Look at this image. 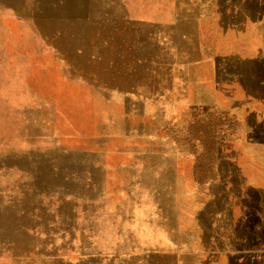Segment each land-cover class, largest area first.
<instances>
[{
	"label": "rangeland",
	"instance_id": "374dc122",
	"mask_svg": "<svg viewBox=\"0 0 264 264\" xmlns=\"http://www.w3.org/2000/svg\"><path fill=\"white\" fill-rule=\"evenodd\" d=\"M238 1L182 0L184 25L189 20L194 26L188 48L177 50L183 66L135 74L144 91L133 90L132 104L127 105L131 92L96 89L97 75H86L93 84L87 110L99 101L92 93L105 92L118 104L119 128L127 122L145 136L119 145L100 131L96 117L82 109L65 111L44 88L51 70L45 58L34 57L32 47L42 42L26 25L32 20L30 0L18 5L0 0V87L9 83L19 99L14 103L0 93V264H264L260 218L245 203L249 190L264 193V174L257 171L264 169V97L249 93L231 73L203 78L201 101L191 88L196 63L211 62L217 70L224 68L223 60L264 62V0H245L255 4V18ZM51 60L62 65L57 57ZM154 65L160 69L158 61ZM79 77L70 74L71 82ZM168 98L174 102L164 106ZM62 124L69 126V136L60 130ZM78 136L88 139L77 142ZM106 142L131 152L107 157L102 153ZM148 143L161 145L176 159V173L187 177L183 186L177 177L172 181L166 200L148 196L142 170L118 175L114 169L107 175L93 167L107 161L147 162L139 154ZM61 147L62 159L55 154ZM222 158L229 163L225 203L211 215L214 232L205 235L199 214L212 199ZM246 222L254 224L246 233L231 231Z\"/></svg>",
	"mask_w": 264,
	"mask_h": 264
},
{
	"label": "bare ground",
	"instance_id": "6f19581e",
	"mask_svg": "<svg viewBox=\"0 0 264 264\" xmlns=\"http://www.w3.org/2000/svg\"><path fill=\"white\" fill-rule=\"evenodd\" d=\"M18 3L20 0H15ZM129 1V0H126ZM144 2L151 3L154 5L153 7H156V9L152 10V19L159 22L160 26L158 25L157 30L161 34L162 37L167 38V41L165 40L163 44L166 48L172 51H177L180 48L186 47L188 48L189 44L186 42V38H191L194 36V26L193 23L188 20L186 25L181 24L180 26H174L171 24V21H173V18L178 16L179 14H182L186 10V4L182 2V0H143ZM238 1V0H236ZM239 5H243L247 14L250 15L251 18H255L257 16V8L255 4H253L251 1H245V0H239L237 2ZM182 5V10H181ZM20 8H28L26 6L21 5ZM31 8V7H30ZM74 10V8H73ZM31 11V10H30ZM91 7H88L87 13L91 12ZM50 17L56 16V12L50 10ZM77 12V11H76ZM82 12V11H81ZM243 11V14H245ZM32 15V14H31ZM184 15V13H183ZM39 20H47V11H44V16L41 18L38 16ZM27 28L30 30L31 36H33L36 32H40L42 35L48 37L50 40H52V37L54 33L57 30L63 31L62 26H56L54 25L53 21H37L35 23L30 22L27 23ZM24 25V26H26ZM244 30L243 34H246L247 25L243 24ZM135 38L137 39L135 43V49L136 50H142L143 49V39H142V27H136L135 28ZM228 30V29H227ZM85 33L84 28H82L79 25H71V30L68 36V40H66V32L64 33V36H61L59 41H55L53 43H56L59 45L60 49L64 53H69L70 55L74 54L75 49L83 48L84 50L90 49V43H88L87 46H84L85 42H81L78 38L80 35H83ZM87 35H89V31L86 30ZM65 39V41H63ZM39 53L42 58H45L47 60L48 68L51 70V79L50 82L47 83L44 88L51 91L53 96L55 97L58 105H63L65 108V111L75 113L80 112L82 109L86 114L90 116L96 117V122L100 123V131L106 132L110 134L109 139H114L116 141H119V145H121L126 138L128 141H131L133 143V135L134 132L131 129V125L128 123V125L125 123L124 128H119V115L114 113V105L116 102L108 101L107 99V93L105 92H99L95 91V96L93 97V101H97V98L99 101H97L92 106L96 105L94 110L90 109L87 110V99H84L80 92L78 93L77 89L72 88L71 80L67 76H65L66 73L63 72V66L62 65H56L50 57V53L48 52L47 45L43 44L39 47ZM67 55V56H70ZM78 58V56H76ZM224 68L215 70L213 64L210 63H199L198 65H195V67H192L191 70H193V74L195 75L193 80H196L195 84L192 82L191 88L192 90L196 91L197 94V101H201L204 98V92L203 87L205 85H202V79L205 77H217L218 75L223 74H233L238 76L239 80L241 81V84L247 91L253 95H259L261 97H264V62L261 60H256L252 62H241L239 60H223ZM83 64V63H82ZM80 64L79 67L82 65ZM1 65V63H0ZM216 66V65H215ZM217 67V66H216ZM88 70L92 67L88 64L87 65ZM40 73V72H39ZM140 73H136L138 76ZM135 74H120L112 73V74H103V78H112L117 83L124 82V81H135L136 79ZM140 76V75H139ZM179 84V83H178ZM179 88L178 85H176L174 88ZM143 88V87H142ZM142 88L139 89V91H144ZM8 89L7 92H4V90ZM0 93L8 94L9 100L11 102L17 103L19 102L18 96L13 88L12 85L8 83L4 87L2 85L0 87ZM3 98V97H2ZM70 100L71 102L65 103L64 101ZM90 100V99H89ZM174 102V100L169 99L164 104V106H170ZM118 103V102H117ZM118 105V104H116ZM87 106V107H85ZM37 112V111H36ZM65 113V112H64ZM70 113V114H71ZM51 114V113H50ZM49 112H46L45 115L50 118ZM83 114V113H82ZM87 114V115H88ZM67 116L70 117V115L67 114ZM106 119H110V122L108 124H105ZM73 120V119H72ZM61 120L60 122H62ZM59 122V121H58ZM60 125V123H59ZM60 130L63 131V134L65 136H69V126L62 124L60 127ZM129 130V131H128ZM131 130V131H130ZM141 130V129H140ZM138 132L136 133L139 135ZM142 134V133H141ZM144 135V134H143ZM82 139H88L84 136H78L76 138L77 142L79 140L82 141ZM108 139V140H109ZM107 140V141H108ZM143 140V139H142ZM145 140V139H144ZM115 144V143H114ZM112 144V145H114ZM154 143H148L143 151H141L140 156H144L150 163H156L151 164L148 168L145 169V177H146V186L148 189V196H151L152 194H158L159 197L162 195V198L166 200V197H168V189L170 184L172 185V181H176V177L181 180L180 183L182 185L183 180H185L187 177L185 173H179L177 171L176 173V167H175V158H171L170 154H166L164 150L161 148V145H153ZM113 147L108 146V142H106L105 146H103V150ZM117 147H119L117 145ZM173 150H170L168 152H172ZM56 157L63 158V148L55 152ZM93 156H99L96 153H91ZM220 173L218 181L211 187L212 191V199L207 202V204L203 207V209L200 211L199 214V221L201 223V226L203 227L202 230L205 235L208 233H213L215 230V226H212L211 222V215H213V218L215 216L216 208L220 205L225 203V195L222 191V185L223 180L225 177H227V167L229 165L228 162H225L222 158L220 161ZM62 167V166H61ZM62 169L67 170L69 167H62ZM179 170V169H178ZM257 171L261 174H264V169L257 168ZM75 174L74 176H76ZM188 176V175H187ZM250 177V176H249ZM252 179V177H250ZM233 180L239 184L242 182V180L239 177H234ZM189 181V178H188ZM175 183V182H174ZM183 186V185H182ZM248 196H246L245 203L248 201V204L250 206V211L252 214L257 215V217L260 218V227L262 230V234L264 235V193L263 191H259L258 189H252L248 191ZM226 218V217H225ZM227 220V219H226ZM254 224L252 222H246V223H240L235 230H231L235 234L238 235V233H246L247 227L251 228Z\"/></svg>",
	"mask_w": 264,
	"mask_h": 264
},
{
	"label": "crops",
	"instance_id": "0c3cea01",
	"mask_svg": "<svg viewBox=\"0 0 264 264\" xmlns=\"http://www.w3.org/2000/svg\"><path fill=\"white\" fill-rule=\"evenodd\" d=\"M30 3L31 22L53 21L54 25L63 27V31L57 30L54 33L52 40L40 32L34 34L42 42L41 44H37L36 47H32L33 52H36L34 53V57L41 56L37 53L41 45H47L50 57H57L62 60L64 73L78 74L80 76L77 80L71 82L70 85H72V88L77 89L84 99H87L88 89L92 88L91 86L93 85L88 84L86 79L87 74L97 75L95 76L97 82L95 85L96 89L125 90L127 94L131 92L128 97L129 102L127 103L129 105L134 102L132 96L133 90L144 88L143 83L129 80L117 83L109 80V78H103V74L117 72L126 75L136 73L150 74L157 73L158 71L167 73L171 68H181L183 66L182 61L176 59L178 52L169 50L163 44L165 40L167 41V38L161 36L159 33L161 28L157 30L158 25L160 26L159 22L151 17L152 10L156 9L151 3L144 2L143 0H30ZM88 7H91L92 11L87 13ZM45 10L47 11V20H39L38 16L42 18ZM50 10L55 11L56 16L50 17ZM183 21L184 15L182 13L174 17L171 24L176 27L183 24ZM71 25H79L84 28L85 33L80 35L78 39L81 42H85L84 46L90 43V49H75L74 54L70 55L69 53L62 52L59 45L53 43L55 41L58 42L65 32L67 35L66 40H68ZM139 26L142 27V50L135 49L137 41L135 38V28ZM86 30L89 31V35H87ZM151 42L155 44L151 46ZM88 58L90 59L88 60ZM196 58L198 57L196 56ZM156 61L159 62V70L151 68L155 66L154 62ZM204 61L208 62L209 60L206 59ZM163 62H169L167 67L160 65ZM80 64L82 65L79 67ZM88 64L92 67L89 70L87 68ZM198 64L196 63L195 65ZM162 67L165 69H162ZM70 74L68 75L69 78ZM146 87L150 88L151 86L148 83ZM144 137L141 133L139 135L134 133L132 139ZM124 140L127 139L125 138ZM114 149L113 147H109L102 153L105 156L107 155V157L114 158L131 152V150ZM151 164L156 163H150L149 161L141 163L107 161L96 163L93 167L95 170L102 168L103 171H108L107 175L111 173L109 172L110 170L114 169L118 171V175L121 174V171H134L136 169L142 170V173L145 175V169L151 166ZM89 167L90 165L86 166V168ZM96 176H98L97 173ZM100 178H102V175ZM226 182L224 178L222 185L223 194ZM214 184L212 183L211 187Z\"/></svg>",
	"mask_w": 264,
	"mask_h": 264
}]
</instances>
